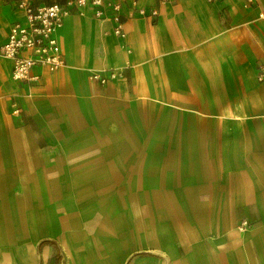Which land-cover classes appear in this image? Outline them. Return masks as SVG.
I'll return each instance as SVG.
<instances>
[{"label":"crops","instance_id":"0c3cea01","mask_svg":"<svg viewBox=\"0 0 264 264\" xmlns=\"http://www.w3.org/2000/svg\"><path fill=\"white\" fill-rule=\"evenodd\" d=\"M111 1L33 84L0 55V264H264V0Z\"/></svg>","mask_w":264,"mask_h":264},{"label":"built area","instance_id":"2783aa9c","mask_svg":"<svg viewBox=\"0 0 264 264\" xmlns=\"http://www.w3.org/2000/svg\"><path fill=\"white\" fill-rule=\"evenodd\" d=\"M169 1L171 0H160L163 3ZM253 3L254 0H246L247 6ZM134 5H137V2H134ZM18 7L23 11L24 17L12 24L7 41L0 48V55L13 62L12 78L16 82L33 84L40 80V76L34 74L36 68H45L54 73L66 65L57 34L63 27L66 18L75 11L84 14L87 7H92L95 17L103 20L107 19L106 12L111 10L112 15L109 18L116 23L115 34L125 37L121 2L67 0L63 3L44 4L37 0H19ZM139 13L142 16H156L158 10L153 9L148 13L145 8H141ZM261 18H264L263 14ZM259 69V80L263 81L264 65ZM123 76V70L111 69L106 73L95 72L91 78L99 84L105 85ZM12 113L15 115L21 113L17 102L13 103ZM243 225H248V223L244 222Z\"/></svg>","mask_w":264,"mask_h":264},{"label":"trees","instance_id":"16d2710c","mask_svg":"<svg viewBox=\"0 0 264 264\" xmlns=\"http://www.w3.org/2000/svg\"><path fill=\"white\" fill-rule=\"evenodd\" d=\"M37 2L44 3V4H52V3H55L54 1H50V0H37ZM59 3H63V2H59Z\"/></svg>","mask_w":264,"mask_h":264},{"label":"rangeland","instance_id":"374dc122","mask_svg":"<svg viewBox=\"0 0 264 264\" xmlns=\"http://www.w3.org/2000/svg\"><path fill=\"white\" fill-rule=\"evenodd\" d=\"M50 1H54V2H66L67 0H50Z\"/></svg>","mask_w":264,"mask_h":264}]
</instances>
